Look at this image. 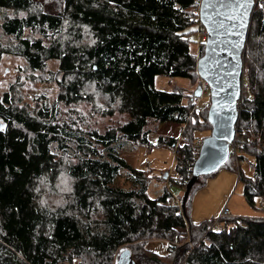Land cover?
<instances>
[{
	"label": "trees",
	"instance_id": "1",
	"mask_svg": "<svg viewBox=\"0 0 264 264\" xmlns=\"http://www.w3.org/2000/svg\"><path fill=\"white\" fill-rule=\"evenodd\" d=\"M200 1L0 0V62L8 56L22 60L32 76L39 73L41 82L59 87L55 101L42 95L30 104L11 90L0 97V243L10 253L0 264H113L123 247L138 264H264V218H228L220 232L209 231L216 220L194 225L188 204L203 176L185 214H178L179 207L157 205L173 194L151 198L149 173L120 154L125 142L155 147L151 121L186 126L189 143L178 146L174 166L186 191L202 143L212 134L211 98L202 108L189 106L182 91L158 90L156 78L200 79L197 64L206 41H192L195 25L202 26ZM260 1L244 52L247 76L236 133L256 139L241 144L235 138L226 163L254 159L252 177L239 174L253 206L264 202ZM51 61L59 71L47 70ZM80 105L89 107L88 117ZM96 117L113 124L102 131ZM203 132L208 135L195 145ZM158 144L175 148L177 139L160 137ZM124 174L129 188L117 184ZM152 240L168 241L172 250L154 253L147 248Z\"/></svg>",
	"mask_w": 264,
	"mask_h": 264
},
{
	"label": "rangeland",
	"instance_id": "2",
	"mask_svg": "<svg viewBox=\"0 0 264 264\" xmlns=\"http://www.w3.org/2000/svg\"><path fill=\"white\" fill-rule=\"evenodd\" d=\"M256 6L263 4L260 0H255ZM12 16V14H9ZM1 20V18H0ZM194 30L197 32L193 35V42H205L207 34L205 29L200 25H195ZM3 37L2 34L0 35ZM201 43H197L194 47V52L197 57L200 56ZM47 70L53 73L59 71V64L57 61L48 63ZM35 76L30 74L26 64L22 60L13 57H5L0 62V97L7 91L11 90L15 96L19 94L27 103L37 101L42 95H45L50 101H55L59 93V87L50 82H41L39 73ZM247 73L243 74L245 79ZM202 87L203 92L201 97L195 98V93L198 88ZM156 88L161 91L171 92L172 90H180L186 97V104L195 105L196 108H202L209 104L210 95L208 86L199 78L195 81H188L181 78L157 77ZM244 90V87L242 88ZM246 89L248 87L246 86ZM242 90V96H245V91ZM96 100L103 103L105 99L102 96L95 95ZM80 111L84 113L85 117L89 116V107L80 105ZM194 112V107H192ZM96 117L95 122H98L100 130H104L108 125H112L108 119ZM193 120H190V125ZM186 126H179L172 123H159L151 121L149 124V140L153 144V148L139 147L136 144L125 142L120 154L128 163L138 170L148 172L151 179L149 185V195L151 198H157L166 190L179 198L182 203L184 190L178 183L176 173L174 171L176 157H178V146L189 143L185 136ZM208 135V132L197 133V140L195 145H199L202 139ZM160 137L169 139H177V146L168 149L167 147H158V139ZM256 136L248 132L240 133L236 137L237 143L244 144L255 140ZM241 154V153H240ZM244 160L236 162V164L229 162L223 165L217 172L201 177L200 183L192 192L188 212L189 218L194 225L200 226L205 222H212L220 217L223 209L227 208L230 216L233 219H261L264 218V202L261 199L256 200L255 206L251 205L244 195V182L239 180L240 172L247 178L252 177L253 172L251 163L254 159L250 156H245ZM117 184L124 188H129L130 184L126 181L125 174L118 180ZM38 181L33 184V195L38 189ZM17 192L12 194V198L18 201ZM182 206V205H181ZM186 242H189L188 240ZM165 242L162 240H152L148 242L147 248L159 255H167L165 249ZM127 248L120 249L119 254L124 252ZM5 250V251H4ZM9 250L2 243H0V262L10 254ZM115 261L113 264H116Z\"/></svg>",
	"mask_w": 264,
	"mask_h": 264
},
{
	"label": "water",
	"instance_id": "3",
	"mask_svg": "<svg viewBox=\"0 0 264 264\" xmlns=\"http://www.w3.org/2000/svg\"><path fill=\"white\" fill-rule=\"evenodd\" d=\"M244 4L245 7H240ZM255 0H201L199 19L207 40L205 54L197 64L198 76L210 89L208 120L212 134L201 146L182 200V211L201 176L217 172L230 156L240 118L244 52L249 38ZM199 87L196 97H201ZM126 253V255H125ZM117 264H138L130 250L121 253Z\"/></svg>",
	"mask_w": 264,
	"mask_h": 264
},
{
	"label": "built area",
	"instance_id": "4",
	"mask_svg": "<svg viewBox=\"0 0 264 264\" xmlns=\"http://www.w3.org/2000/svg\"><path fill=\"white\" fill-rule=\"evenodd\" d=\"M157 205L161 207H179L180 212L178 214H182V206H181L182 203L179 200V198L175 197L174 195L170 199H168V201L158 202ZM228 218H231L230 212L227 208H225L222 210L220 217L209 228V231H215V232L222 231L224 229V225ZM165 244H166L165 249L167 253H170V251L172 250L173 244L168 241L165 242Z\"/></svg>",
	"mask_w": 264,
	"mask_h": 264
},
{
	"label": "snow or ice",
	"instance_id": "5",
	"mask_svg": "<svg viewBox=\"0 0 264 264\" xmlns=\"http://www.w3.org/2000/svg\"><path fill=\"white\" fill-rule=\"evenodd\" d=\"M240 7H245V5H244V4H241ZM3 130H4V129H3V126L0 125V131H3ZM68 190L70 191L71 189H68ZM125 255H126V253H125Z\"/></svg>",
	"mask_w": 264,
	"mask_h": 264
},
{
	"label": "crops",
	"instance_id": "6",
	"mask_svg": "<svg viewBox=\"0 0 264 264\" xmlns=\"http://www.w3.org/2000/svg\"><path fill=\"white\" fill-rule=\"evenodd\" d=\"M176 197V196H175Z\"/></svg>",
	"mask_w": 264,
	"mask_h": 264
}]
</instances>
